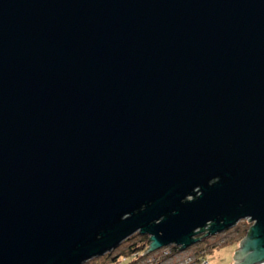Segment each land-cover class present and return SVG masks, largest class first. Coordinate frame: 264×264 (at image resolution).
Masks as SVG:
<instances>
[{
    "label": "water",
    "instance_id": "1",
    "mask_svg": "<svg viewBox=\"0 0 264 264\" xmlns=\"http://www.w3.org/2000/svg\"><path fill=\"white\" fill-rule=\"evenodd\" d=\"M243 218L263 264L264 0H0V264Z\"/></svg>",
    "mask_w": 264,
    "mask_h": 264
},
{
    "label": "rangeland",
    "instance_id": "2",
    "mask_svg": "<svg viewBox=\"0 0 264 264\" xmlns=\"http://www.w3.org/2000/svg\"><path fill=\"white\" fill-rule=\"evenodd\" d=\"M251 224L252 222L249 219L243 218L225 231L205 237L200 234V239L196 243L185 249H177L173 254L168 255V257L161 255L157 249L147 254L148 259L152 258V261L145 264H204L200 261V254L203 252L207 261L206 264H230L233 259V252L237 249L239 240L244 236L243 231L248 229ZM138 238L140 236L134 234L130 239L120 242L117 249L113 248L106 252L107 254L104 253L87 259L82 264H108L104 262L108 259L109 255L120 252ZM144 261L141 259L138 264Z\"/></svg>",
    "mask_w": 264,
    "mask_h": 264
},
{
    "label": "trees",
    "instance_id": "3",
    "mask_svg": "<svg viewBox=\"0 0 264 264\" xmlns=\"http://www.w3.org/2000/svg\"><path fill=\"white\" fill-rule=\"evenodd\" d=\"M247 230L248 229L243 231L244 235L247 233ZM134 234H138V236H140V238H138L137 240H134L132 243L128 244L120 252H118L114 255H112V254L109 255L108 259L104 263H108V264H138V262L141 259L143 260V259L147 258L148 253H146V255H145L144 251L146 250L148 243H149L148 235L141 234L139 232H135L132 235H130L129 237H127L126 239H130ZM217 247H219V246H217ZM115 248L117 249L118 247H115ZM177 249H179V246L171 245L168 247V251H169L168 254L163 255V256L168 257V255L170 256ZM204 260H206V259H205L204 252H203L200 254V261L202 262Z\"/></svg>",
    "mask_w": 264,
    "mask_h": 264
},
{
    "label": "built area",
    "instance_id": "4",
    "mask_svg": "<svg viewBox=\"0 0 264 264\" xmlns=\"http://www.w3.org/2000/svg\"><path fill=\"white\" fill-rule=\"evenodd\" d=\"M247 219H249V218H247ZM169 246H171V245L161 247V248L159 249L160 254H161V255H166V254H168V252H169V251H168V247H169ZM143 260H145V261L142 262L141 264H145L146 262L150 263V262L152 261V258L148 259V257H147V258H145V259H143ZM179 262H180V261H179ZM202 263L206 264L207 261L204 260V261H202Z\"/></svg>",
    "mask_w": 264,
    "mask_h": 264
}]
</instances>
